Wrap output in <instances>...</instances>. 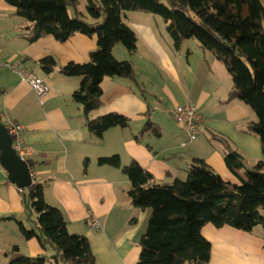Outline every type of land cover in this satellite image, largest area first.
I'll list each match as a JSON object with an SVG mask.
<instances>
[{
    "label": "crops",
    "instance_id": "obj_1",
    "mask_svg": "<svg viewBox=\"0 0 264 264\" xmlns=\"http://www.w3.org/2000/svg\"><path fill=\"white\" fill-rule=\"evenodd\" d=\"M80 6V16L93 23ZM125 18L138 37V49L132 55L118 45L113 55L132 64L136 80L105 78L103 105L91 119L118 114L130 124L114 127L99 139L86 124L83 106L72 99L82 78L58 70L48 73L40 64L50 55L58 67L88 63L97 49V37L78 33L63 43L52 36L31 42L32 24L19 17L6 0H0L1 121L5 124L9 119L22 127L21 147L28 153L25 161L34 183H45L46 202L63 212L69 232L88 239L96 264H137L139 260L150 211L135 207L128 197L131 182L123 168L131 162L151 173L156 185L186 180L194 159L204 160L224 181L241 185L226 164L223 141L250 168L263 160L261 140L247 128L258 118L249 106L228 99L233 81L224 65L190 40L176 49L164 20L152 17L151 24L145 25L138 18ZM14 63L45 80L50 92L44 99L22 81L11 67ZM170 85L179 90L183 101L173 107L165 105L166 96L175 102ZM183 104L198 107L207 119L194 142H187L172 115L175 106ZM116 155L120 167L100 164V159ZM92 215L100 221L101 229L91 227ZM35 217L26 212L20 189L0 163V264H8L7 253L14 246L27 257H46L45 264H58L53 249H43L37 238L26 240L20 232L18 222L34 229ZM202 235L211 244L207 264H264L262 228L248 233L207 224Z\"/></svg>",
    "mask_w": 264,
    "mask_h": 264
},
{
    "label": "trees",
    "instance_id": "obj_2",
    "mask_svg": "<svg viewBox=\"0 0 264 264\" xmlns=\"http://www.w3.org/2000/svg\"><path fill=\"white\" fill-rule=\"evenodd\" d=\"M16 14L32 24L28 39L34 42L52 36L66 42L74 34L96 36L98 46L85 64L58 67L53 56L41 60L42 68L81 77L72 99L83 106L90 132L99 139L114 128H127L130 121L118 114L92 120L102 105V82L108 77L136 80L129 61H118L113 49L124 46L130 54L138 49L136 33L124 21L126 12H144L161 17L176 49L196 40L228 70L233 88L229 100L237 99L256 114L248 131L262 143L263 160L250 168L244 158L227 148L225 161L241 185L224 181L204 160L194 159L187 179L156 185L151 173L133 161L123 168L131 182L132 204L150 211L147 230L140 241L137 264H207L211 244L202 235L207 224L230 226L252 233L264 231V3L262 0H88L87 22L78 13V0H6ZM70 9L75 13L72 17ZM102 19V22H100ZM100 164L120 167L119 156L100 159ZM244 172H240L241 170ZM26 212L36 215L34 229L18 222L26 240L37 238L43 249L55 251L58 264H96L85 236L71 234L63 212L46 202L45 183L35 182L21 191ZM8 264H45L46 257H27L14 246Z\"/></svg>",
    "mask_w": 264,
    "mask_h": 264
},
{
    "label": "built area",
    "instance_id": "obj_3",
    "mask_svg": "<svg viewBox=\"0 0 264 264\" xmlns=\"http://www.w3.org/2000/svg\"><path fill=\"white\" fill-rule=\"evenodd\" d=\"M12 69L19 73L22 78V81L27 82L33 90H35L38 96L41 99H44L50 92L48 84L37 76L36 73L27 70L22 65L12 64ZM173 118L177 126L183 131L186 135L187 142H194L198 139L200 132L203 127L207 124V119L203 115L202 111L191 104L176 105L172 111ZM5 127L9 135L13 138V147L20 155V157L25 160V157L28 155L21 147L23 138L20 135L22 127L20 124L7 119L5 121ZM185 146V144H184ZM22 189H20V192ZM89 223L91 227L95 230L101 229V223L97 217L93 215L89 218Z\"/></svg>",
    "mask_w": 264,
    "mask_h": 264
},
{
    "label": "water",
    "instance_id": "obj_4",
    "mask_svg": "<svg viewBox=\"0 0 264 264\" xmlns=\"http://www.w3.org/2000/svg\"><path fill=\"white\" fill-rule=\"evenodd\" d=\"M0 163L10 179L19 189H28L33 183L29 163L23 160L13 147V138L9 135L0 116Z\"/></svg>",
    "mask_w": 264,
    "mask_h": 264
},
{
    "label": "rangeland",
    "instance_id": "obj_5",
    "mask_svg": "<svg viewBox=\"0 0 264 264\" xmlns=\"http://www.w3.org/2000/svg\"><path fill=\"white\" fill-rule=\"evenodd\" d=\"M263 1V3H264V0H262ZM78 2H79V4L78 5H81L80 6V9H81V11H84L85 13H88V10H87V5H88V0H78ZM74 12H73V10L72 9H70V14H71V16H73L74 14H73ZM81 13V12H80ZM128 16V17H130V19H132V20H134V18H138L140 21V23H143V24H145V25H149V24H151V22L153 21V18L152 17H154V18H156L158 21H163V19L161 18V17H159V16H156V15H153V14H144V13H137V12H126V13H124V15H123V18L126 20V18H125V16ZM82 16V15H81ZM100 22H102V19H101V21ZM135 23H136V21H135ZM155 25H158V22H156L155 23ZM190 43H195V44H199L196 40H190ZM192 45V44H191ZM190 45V46H191ZM122 47H124V46H122ZM185 48H186V46H185ZM223 64V63H222ZM224 65V64H223ZM223 67V66H222ZM224 71H225V73H226V75H229L230 76V74H228L229 72H228V70L226 69V67L224 66ZM33 89V88H32ZM170 92H172L173 94H174V97H175V102L173 101V99H172V97H168V96H166V101H165V105L166 106H168V107H173V105H174V103H176V102H183L179 97H181V93H179V90L177 89V88H174L172 85H170ZM178 90V91H177ZM37 93V92H36ZM176 104H178V103H176ZM206 134V136L208 135L207 133H205ZM259 229H261V227H259Z\"/></svg>",
    "mask_w": 264,
    "mask_h": 264
}]
</instances>
